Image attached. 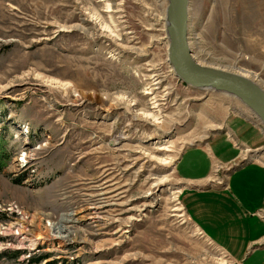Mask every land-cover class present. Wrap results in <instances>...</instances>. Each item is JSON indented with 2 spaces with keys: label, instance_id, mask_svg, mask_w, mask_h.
Wrapping results in <instances>:
<instances>
[{
  "label": "rangeland",
  "instance_id": "obj_1",
  "mask_svg": "<svg viewBox=\"0 0 264 264\" xmlns=\"http://www.w3.org/2000/svg\"><path fill=\"white\" fill-rule=\"evenodd\" d=\"M169 4L0 0V264H240L190 218L177 163L224 136L237 155L213 157L209 188L264 167V145L229 121L251 119L263 137L264 123L239 97L175 74ZM188 27L200 64L264 92V0H190Z\"/></svg>",
  "mask_w": 264,
  "mask_h": 264
},
{
  "label": "crops",
  "instance_id": "obj_2",
  "mask_svg": "<svg viewBox=\"0 0 264 264\" xmlns=\"http://www.w3.org/2000/svg\"><path fill=\"white\" fill-rule=\"evenodd\" d=\"M254 123L243 118L229 121L241 142L258 148L264 145V137ZM209 147L187 148L177 163L179 175L191 184L182 192L184 206L190 218L197 220V229H203L236 262L264 264V255L258 256L264 251V221L257 215L264 203V167L256 162L244 164L226 183L209 188L213 157L227 162L237 155L224 136H215Z\"/></svg>",
  "mask_w": 264,
  "mask_h": 264
},
{
  "label": "water",
  "instance_id": "obj_3",
  "mask_svg": "<svg viewBox=\"0 0 264 264\" xmlns=\"http://www.w3.org/2000/svg\"><path fill=\"white\" fill-rule=\"evenodd\" d=\"M190 0H170L168 14L170 29V58L177 76L193 84H211L215 90L239 97L264 123V93L248 79L214 67H198L191 60L189 43Z\"/></svg>",
  "mask_w": 264,
  "mask_h": 264
},
{
  "label": "bare ground",
  "instance_id": "obj_4",
  "mask_svg": "<svg viewBox=\"0 0 264 264\" xmlns=\"http://www.w3.org/2000/svg\"><path fill=\"white\" fill-rule=\"evenodd\" d=\"M167 14H168V10H167ZM164 22H165V30H166V34L168 35L169 34V41L171 42V37H170V29H171V25H172V19L170 18V16H169V14L166 16V19L164 20ZM106 29V28H105ZM108 29V28H107ZM102 30V32H103V29H101ZM105 31H108V32H110V35H112L113 34V31H111V30H105ZM109 34V33H108ZM169 47H170V45H169ZM188 48L190 49V53H191V60L193 61V63H195L198 67H201V68H204V67H206V66H204L202 63L200 64L199 62L200 61H198V60H196L195 58H194V56H193V51L191 50V48H190V44L188 43ZM169 62L171 63V58H170V48H169ZM172 67L174 68V70H175V74L177 75V70L175 69V67H174V64H172ZM223 71H225V70H223ZM225 72H229V71H225ZM230 73H236V74H238V75H240V76H242V77H244V78H246V79H248L250 82H252L253 84H255L256 86H258L259 87V85L257 84V82L255 81V80H253L252 78L251 79H249V77H248V75L247 74H245L244 72L243 73H241V72H239L238 71V73H237V71L236 72H230ZM159 75V74H158ZM153 82V81H152ZM157 82V81H156ZM46 83V82H45ZM55 83V82H54ZM48 84H49V82H48ZM154 84V83H153ZM190 85H192V86H199V87H205V88H212V89H214V87H212V85L211 84H202V85H199V84H193V83H190ZM64 86V85H63ZM52 87V86H51ZM260 88V87H259ZM261 89V88H260ZM262 90V89H261ZM263 91V90H262ZM264 93V92H263ZM261 120V119H260ZM262 121V120H261ZM264 125V124H263ZM158 150H165V148L163 149V148H159ZM159 182V181H158ZM163 184L162 183H160L158 186L159 187H161ZM100 205L99 206H97V207H94V209H95V211L97 210H99L100 208ZM181 210V207H176L175 209H174V211H180ZM71 215V214H70ZM70 215H66V216H62V219H65V221L67 220H70ZM73 215V214H72ZM29 221V220H28ZM53 227H56V226H52V228ZM58 228V229H57ZM57 231H59L60 229H66V231L69 233H71L72 231H71V229L69 228V227H67V226H64V225H61V226H57ZM9 229V228H8ZM19 230V229H18ZM6 231V230H5ZM8 231V230H7ZM23 231V230H22ZM55 231V230H54ZM11 232V231H10ZM2 233V232H1ZM11 233H13V232H11ZM63 233V232H62ZM67 233V234H68ZM9 234V233H8ZM20 234V233H19ZM21 234H22V238H20V240H18L19 241V243L20 244H25V242L27 241L26 240V238H28L27 237V235L26 234H24V233H22L21 232ZM60 237H63L64 235H62V234H60L59 235ZM67 236V235H66ZM22 247H23V245H22Z\"/></svg>",
  "mask_w": 264,
  "mask_h": 264
},
{
  "label": "trees",
  "instance_id": "obj_5",
  "mask_svg": "<svg viewBox=\"0 0 264 264\" xmlns=\"http://www.w3.org/2000/svg\"><path fill=\"white\" fill-rule=\"evenodd\" d=\"M47 258V255H45V254H43V255H41V256H39V257H33L32 259H31V261H33V262H40V260H44V259H46Z\"/></svg>",
  "mask_w": 264,
  "mask_h": 264
},
{
  "label": "built area",
  "instance_id": "obj_6",
  "mask_svg": "<svg viewBox=\"0 0 264 264\" xmlns=\"http://www.w3.org/2000/svg\"><path fill=\"white\" fill-rule=\"evenodd\" d=\"M259 212H260L259 214L263 213L264 215V208L260 209Z\"/></svg>",
  "mask_w": 264,
  "mask_h": 264
}]
</instances>
